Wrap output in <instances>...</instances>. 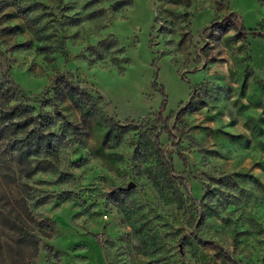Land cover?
<instances>
[{
    "label": "rangeland",
    "instance_id": "1",
    "mask_svg": "<svg viewBox=\"0 0 264 264\" xmlns=\"http://www.w3.org/2000/svg\"><path fill=\"white\" fill-rule=\"evenodd\" d=\"M14 105L53 148L0 131V264H264V0H0Z\"/></svg>",
    "mask_w": 264,
    "mask_h": 264
},
{
    "label": "trees",
    "instance_id": "2",
    "mask_svg": "<svg viewBox=\"0 0 264 264\" xmlns=\"http://www.w3.org/2000/svg\"><path fill=\"white\" fill-rule=\"evenodd\" d=\"M236 20H239L235 14ZM235 19V18H234ZM246 35H255L254 32L248 30ZM18 92V91H17ZM34 110L28 106H11L5 110L0 111V127L1 133L4 131L12 136V140L7 143L6 153L12 156L17 165L28 168L29 157L41 153L51 152L53 146L50 140L51 134L47 133L43 124L38 121V118L33 115ZM49 121L45 127H49ZM20 131L21 138H15L14 135ZM26 212V205H23ZM2 219L3 217L0 216ZM13 228L18 235V243L28 242L27 224L25 222H15ZM0 261H3L0 259Z\"/></svg>",
    "mask_w": 264,
    "mask_h": 264
},
{
    "label": "water",
    "instance_id": "3",
    "mask_svg": "<svg viewBox=\"0 0 264 264\" xmlns=\"http://www.w3.org/2000/svg\"><path fill=\"white\" fill-rule=\"evenodd\" d=\"M132 187H133L132 185H129V186L127 187V190H130Z\"/></svg>",
    "mask_w": 264,
    "mask_h": 264
}]
</instances>
